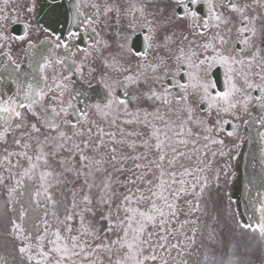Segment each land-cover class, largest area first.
<instances>
[{"label": "snow or ice", "instance_id": "1", "mask_svg": "<svg viewBox=\"0 0 264 264\" xmlns=\"http://www.w3.org/2000/svg\"><path fill=\"white\" fill-rule=\"evenodd\" d=\"M0 2L7 6L10 0ZM172 3L176 7L170 16L164 17L161 9L163 18L152 14L151 19L147 5H129L125 10V15L132 16L129 27L134 29L139 21V27L145 30L143 50L117 42L119 51L109 53L101 61L99 82L104 94L92 103L79 101L80 93L73 94L69 85L73 75L82 76L86 67L90 75L95 73L97 70L86 62L94 54L102 55L101 46L111 47L93 26L99 24L102 15L106 17L114 10L120 16V7L114 8L107 2L103 12L99 4L88 5L94 9L92 15L81 12L79 0L75 5L77 23L85 26L86 31L90 27L97 36L90 49L77 46L75 51L69 50V40L79 39L78 32H70L68 40L53 34L52 40L41 43L51 44L50 52L63 48L70 55H46L38 67L39 80L17 78L11 81L12 90H0V145L3 146L0 185H6L7 180L15 182L14 187L8 188L9 198L28 180L37 184L33 194L37 205L43 195L55 206L57 201L51 189L64 183L66 174L73 173L77 180L84 178L82 194L77 199L76 191H72L63 218L52 213L55 226L49 221L48 212L42 218L43 227L36 226L35 236L26 233L20 223L11 221L9 235L19 242L16 251L21 264H170L169 258L175 260L173 251L177 256L185 255L188 247L185 241L195 244L197 229L192 227L189 236L185 228L198 223L191 217L200 210V197L209 185L205 173L212 164L197 157L195 166L184 165L181 161L191 157H186L179 146L195 145L196 140L190 139L194 135L191 125H195L200 129L195 133L196 138L206 142L205 149L219 145L218 154L227 156L225 140L218 137L221 133L235 136L238 125L225 117L240 119V113H249L250 105L264 110V19L249 14L252 6L238 0H172ZM254 3L259 4L260 0ZM201 5L206 8L204 15ZM9 20L6 8L0 7V49L7 45V51H0V56L6 61L3 66L11 63L19 71L20 64L12 57L11 45L13 41L28 38V26L25 25L23 35H8ZM176 21H187L188 34L182 33L179 39L175 31H170ZM16 22L12 17L11 23ZM32 48L35 45L29 41L25 52ZM77 53H82L79 63L75 59ZM57 65L67 66L68 75L57 72ZM49 68L53 72L51 82L45 74ZM221 69L222 79L218 75ZM113 73L119 78L114 79ZM66 93L70 96L67 100ZM73 100L83 103V107ZM132 104L137 106L135 112L129 110ZM144 105L153 107L154 111ZM197 107L209 117L215 113V121L209 124L197 117ZM168 113H174L176 119L166 120ZM73 115L75 120L69 118ZM121 115L127 117L125 124H143L151 129L148 138L139 145L145 149L144 153L118 157V149L108 147L120 144L133 151L138 147L127 137L142 133L129 132L125 136L121 129V139L117 140L116 133L106 131L96 119L111 127ZM154 121L162 122L163 129ZM260 124L264 126V116ZM69 128L70 133L66 130ZM259 136L264 140V132ZM152 150L157 158L149 160L148 153ZM105 153L109 154L107 158ZM212 155L215 157L217 153ZM128 160L134 162L132 168L125 167ZM106 165H111L112 170ZM126 172L129 175L120 179ZM84 187L87 192L83 191ZM182 200L188 205L187 213L180 205ZM258 211L259 221L238 226L258 232L264 238V204ZM182 214L186 217L183 220Z\"/></svg>", "mask_w": 264, "mask_h": 264}, {"label": "rangeland", "instance_id": "2", "mask_svg": "<svg viewBox=\"0 0 264 264\" xmlns=\"http://www.w3.org/2000/svg\"><path fill=\"white\" fill-rule=\"evenodd\" d=\"M181 21H176V24L179 25ZM101 34V33H100ZM99 63V62H98ZM96 60H92L94 66H98ZM66 73V72H65ZM113 78H119L118 74L113 73ZM149 111H154L153 107L149 105H144ZM130 111L135 112L137 110L136 104H132L129 108ZM165 110L161 108V113L164 114ZM195 115L197 117L207 120L209 124H212V121L207 119L203 114H201L197 109ZM98 122L101 123V126L105 128L106 131H113L116 133V139H121V129L124 130V135L126 136L129 132H138L142 133L140 136L127 137L128 141H135L138 147L133 151V149L127 147L126 145L120 144H109L108 147H116L118 149L117 156L120 155H136L142 154L145 152L143 147L139 145L144 139H147L151 129L145 127L143 124H125L123 121L127 117L121 115L116 122L115 126L109 125V123L100 121L96 117ZM166 120H175L176 115L174 113H168L165 116ZM32 122H35L33 118L30 117ZM154 123L163 129V123L160 121H154ZM193 128L194 135L190 138L191 140H196L195 145L189 143L186 147L181 145L180 150L186 153V157H191V159L185 158L181 161L186 166H195L198 163L197 157L204 160L206 163L211 162V169L208 170L205 174L209 178V185L203 192L200 197V210L196 211L192 215V219H197L198 223L196 225H188L185 228V232L190 236L192 227L197 229L196 232V241L195 244H190L188 241H185V244L188 247L185 249L184 256H177L175 251L172 252V257H175V260L169 258L170 264H178L180 261H187V264H261L263 260L264 244L261 242L258 243L259 249L257 252L254 251V247H251L250 241L247 240V247L242 251L241 246L238 245L232 239V228L234 223V218L232 215V207L228 199V176L227 172L224 171V164L228 161L227 156H220L218 153L221 149L219 145H210L207 149L203 147L206 143L202 138H196L195 133L200 132V129L195 125H191ZM71 132V129H66ZM42 131H44L42 129ZM171 136L172 133L169 132ZM154 142V141H153ZM9 145L11 146V137H9ZM0 146V151L2 149ZM194 149H199V152H195ZM206 152L207 155H203ZM213 152H216L217 155L213 157ZM67 156V153L63 154ZM108 153H105L107 158ZM170 155V152H169ZM157 158V153L155 150H152L148 153V159ZM77 157V161H78ZM140 163H147V161H138ZM23 163V161H22ZM134 162L128 160L125 167L132 168ZM78 166V165H77ZM109 171L112 170L111 165H106ZM59 170V166L57 165ZM2 171V169H0ZM219 173V179H216V174ZM119 175V174H114ZM129 173L119 176L120 179H124L125 176ZM7 176V173H5ZM83 177L76 179L73 173L66 174L64 178V183L55 185L51 191L53 194V199L57 201V204L53 206L49 203L43 195H41L39 205H37L36 198L34 197V192L36 191L37 184L31 181L25 180V183L22 187L17 188V190L12 193L11 199L9 198V187H14L15 182L12 180H7L6 185H0V201L2 203V209L0 210V264H21L20 257L16 251V247L19 245L18 241H14L13 238L9 235L11 230V221L15 220L17 223H20L26 233H30L33 236L36 235L38 229L37 225H42V218L44 217L45 212H48V219L53 224L56 225V220L52 216V213L55 212L62 219L66 206L72 200V191L75 190L77 193V199L82 194L81 188L83 186ZM100 177H97V183L99 182ZM123 191V189H120ZM84 192H87L86 187L83 188ZM93 195L96 194L97 189H93ZM186 199H192V197H187ZM183 212H188V205L183 202H180ZM185 215L182 214L180 219H185ZM178 227V225H174ZM183 239V237H181ZM234 242V243H233ZM207 256V260L205 257Z\"/></svg>", "mask_w": 264, "mask_h": 264}, {"label": "flooded vegetation", "instance_id": "3", "mask_svg": "<svg viewBox=\"0 0 264 264\" xmlns=\"http://www.w3.org/2000/svg\"><path fill=\"white\" fill-rule=\"evenodd\" d=\"M112 4L114 8L116 6L120 7L121 14L118 17L115 10L108 14V16H101L100 22L97 25H93L96 27V30L105 31L106 29L115 28L117 31L116 41L115 43H110L111 47L109 49H103L102 55L103 57L109 55V53H115L119 51L117 47V42L126 43L128 47L132 48L133 38L138 36L140 41L137 42V46L139 49H143L144 44V35L145 30H142L139 27V21L135 28L129 27V22L132 20L131 15H125V10L128 9L131 3L137 4H145L147 5V12L149 13L148 18H152V14H155L158 18H163L160 14V10L163 9V16H170L172 11L175 9V5L172 3V0H79L81 4V12H85L88 15H92L94 9L88 7L90 4H99L101 12H103V8L105 3ZM37 3L38 0H10L7 6L3 5L0 2V7L6 8V14L10 16V20L8 23V32L6 34L12 35L15 34L17 36L23 35L25 32V25H27L28 38L23 41H13L11 45V54L13 59L17 64H20L19 71L14 70V66L11 63H7L6 67L3 66L6 64L5 58L0 56V77H3L0 80V90H5L8 88L12 90L14 85L11 83L12 80H15L17 75H26V69L34 64L37 65V70L40 64L43 63V57L46 55H59L61 57H66L70 55V51H75L76 47L79 46L81 48H89V46H82L79 43L83 41L82 34H86L85 26L80 27L79 39L69 40V50H65L63 48L56 49L53 52H50L49 49L52 48L51 44H43L42 41L52 40L54 38L53 34L49 31L45 30L37 21ZM238 3H248L252 6L249 9V14L251 15H260L262 19H264V0H260L259 4L254 3V0H238ZM29 7L33 8V11L29 12L27 9ZM201 7V15L206 13V8ZM227 14V13H226ZM137 17L139 13H136ZM15 17L17 22L15 24L11 23V18ZM187 21H184V25L186 27ZM259 27V24H258ZM87 30H91V28H87ZM171 31V26H170ZM119 34V35H118ZM192 39L193 37H189ZM233 38L235 39V32H233ZM69 39V34L68 38ZM199 39V38H197ZM29 41L35 45V48L29 49L25 52V49L28 46ZM259 42V41H257ZM187 43V42H185ZM0 51H7V45H5L4 49H0ZM154 55V54H153ZM76 62L79 63L82 59V53H77ZM135 62V58H133V63ZM69 65H71V61H69ZM63 70L67 71V66L57 65L56 71L63 72ZM39 72V71H38ZM100 72L101 70L96 72L94 77L74 74L72 77V81L69 85L74 86L75 93H80L79 101H86L88 103H92L95 99L99 98L104 94L103 86L100 84ZM46 75L49 76V82H51V76L53 74L52 69L49 68L46 70ZM218 75L222 79V69L219 70ZM96 87V90H95ZM65 99H69L65 97ZM192 100L195 98H191ZM74 104H77L78 107H83V103H78L77 100H73ZM213 121L216 119L215 113H213ZM264 116V110H261L258 106L250 105L249 113H240V119H233L231 117H225L226 119H232V123L238 125L236 130V135L233 137H227L224 133H221L219 136L223 138L229 146L230 151L232 152V159H235V155L239 149V143H241L242 138L246 134L247 131L250 132L251 135V143H250V152H251V164L249 168V185L247 187V192L245 196V206H246V214L249 217V220L255 224L260 219V212L258 209L261 204H264V140H262L259 136L260 132H264V126L260 124V118ZM71 118V116L69 117ZM247 121V123L245 122ZM227 128L230 130L231 125H228ZM231 173V180L234 179L236 172L233 162L229 167ZM231 199V198H230ZM231 203L235 210V201L231 199ZM256 233V232H255Z\"/></svg>", "mask_w": 264, "mask_h": 264}, {"label": "water", "instance_id": "4", "mask_svg": "<svg viewBox=\"0 0 264 264\" xmlns=\"http://www.w3.org/2000/svg\"><path fill=\"white\" fill-rule=\"evenodd\" d=\"M40 21L55 32L63 33L74 27L76 14L66 0H41Z\"/></svg>", "mask_w": 264, "mask_h": 264}, {"label": "bare ground", "instance_id": "5", "mask_svg": "<svg viewBox=\"0 0 264 264\" xmlns=\"http://www.w3.org/2000/svg\"><path fill=\"white\" fill-rule=\"evenodd\" d=\"M2 209V203H1V201H0V210Z\"/></svg>", "mask_w": 264, "mask_h": 264}]
</instances>
